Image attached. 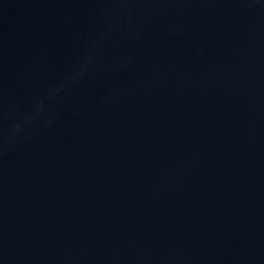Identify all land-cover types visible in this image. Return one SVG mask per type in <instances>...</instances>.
Returning a JSON list of instances; mask_svg holds the SVG:
<instances>
[{"label": "water", "instance_id": "95a60500", "mask_svg": "<svg viewBox=\"0 0 264 264\" xmlns=\"http://www.w3.org/2000/svg\"><path fill=\"white\" fill-rule=\"evenodd\" d=\"M0 264H264V0H0Z\"/></svg>", "mask_w": 264, "mask_h": 264}]
</instances>
